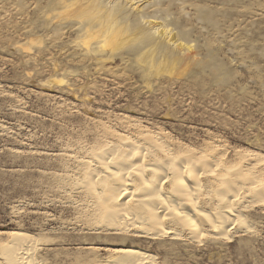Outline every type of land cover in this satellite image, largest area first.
<instances>
[{
  "label": "rangeland",
  "instance_id": "1",
  "mask_svg": "<svg viewBox=\"0 0 264 264\" xmlns=\"http://www.w3.org/2000/svg\"><path fill=\"white\" fill-rule=\"evenodd\" d=\"M145 138L143 164L193 158V213L155 232L81 183ZM262 190L264 0H0V264H264Z\"/></svg>",
  "mask_w": 264,
  "mask_h": 264
},
{
  "label": "bare ground",
  "instance_id": "2",
  "mask_svg": "<svg viewBox=\"0 0 264 264\" xmlns=\"http://www.w3.org/2000/svg\"><path fill=\"white\" fill-rule=\"evenodd\" d=\"M175 60L172 59L169 64L172 69ZM145 140L149 144L148 150L144 147L143 150L137 146L128 145L130 148L125 149L126 153L123 157L115 162L111 159V154H114L112 149L108 148L93 154L94 164L87 165L86 173L81 183L93 210L106 216L110 219V222L118 219L117 222L123 225L127 224L128 221H133V218L140 219L142 217L143 222L153 227L149 229L155 232L156 230L158 231V227L162 224L165 216L174 220L184 221L186 220L185 217L189 218L187 212L193 213L195 208L194 200L191 198V191H187L183 186V177L186 174L185 171H182L193 158L192 156H187L173 164L171 158L161 161L156 156L154 160H149V162L143 164L142 160L147 156V151L152 153H154V149L162 151V147L159 144L149 138H145ZM132 154H134V158H131ZM210 167H213V162L204 161L203 167H199V169L207 170ZM146 168L148 169V174H145ZM136 175L141 176L137 179L133 188L130 186V182L134 179L132 177ZM146 175L149 176L147 177ZM236 175L244 177L239 171L236 172ZM164 182L168 183L173 189L174 197H171V199L169 196L164 195ZM226 183L228 184L227 191L234 188L233 181L226 180ZM263 191L258 193L260 198L264 196ZM177 196H179V206L177 204L174 205V198H177ZM219 196L220 199H223L224 192H221ZM131 200L136 202L137 213L128 211L130 208L128 204ZM230 215L233 216L234 214ZM189 221L191 222V220ZM9 234L14 239L21 237L20 234L15 232H9ZM131 250L129 248L122 249L119 254L129 256L132 255ZM30 251L31 249L28 245L17 250V260L20 259L22 261L21 264H32Z\"/></svg>",
  "mask_w": 264,
  "mask_h": 264
}]
</instances>
